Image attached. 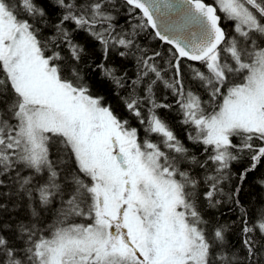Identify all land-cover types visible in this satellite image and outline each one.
I'll return each mask as SVG.
<instances>
[{
  "label": "snow or ice",
  "instance_id": "obj_1",
  "mask_svg": "<svg viewBox=\"0 0 264 264\" xmlns=\"http://www.w3.org/2000/svg\"><path fill=\"white\" fill-rule=\"evenodd\" d=\"M181 3L0 0V264H264V0Z\"/></svg>",
  "mask_w": 264,
  "mask_h": 264
},
{
  "label": "trees",
  "instance_id": "obj_2",
  "mask_svg": "<svg viewBox=\"0 0 264 264\" xmlns=\"http://www.w3.org/2000/svg\"><path fill=\"white\" fill-rule=\"evenodd\" d=\"M208 2H211V0H208ZM137 17L142 16L141 13L137 10L136 13ZM118 21L120 25H125L126 23H132L130 19L127 18L126 13L121 11L120 16L118 17ZM228 23V22H225ZM230 30V29H229ZM79 39V37H78ZM81 42H83V39H81ZM138 42L148 48L156 49L160 51H166L168 48V45L162 43L159 41L155 36L153 31L150 28H146L143 31H141L140 36L138 37ZM96 57H100L99 52V45H96ZM115 55V54H114ZM117 61L120 63H124L127 65V70L131 73L135 71V68L132 65L131 61L122 60L119 57H115ZM187 64V62H185ZM186 71L187 68L185 69ZM91 82L93 83V90L99 94H102L106 97L107 102L113 104L114 106H117V111L120 112L123 115H127L122 105H120L118 99L111 93L110 86L107 85L106 82H100L99 76L90 77L89 78ZM164 90L161 86V96H163ZM173 118V126L174 130L177 132L178 135H180L181 139H184V130L182 126L179 125V118L175 117V113L170 114ZM132 124L135 125L136 121L133 119ZM185 143L189 144V147H191V144L188 141H185ZM248 161H244L242 163H235L232 166V171L237 172V170L242 169L243 167L247 166ZM261 173H264V164L260 165L258 168V171L255 172L253 175L259 176ZM233 180H236V177H233ZM228 187H231V185H228ZM257 198H264V189H261L259 186L255 185V182L252 179V176H249L248 181L243 185V192L241 193V199L245 202L252 201L253 203L256 202ZM230 205L228 203L223 204L220 208L217 209H206L207 211L213 212L216 214V217L223 221L232 222L236 219V212H230L229 209ZM238 212V210H237Z\"/></svg>",
  "mask_w": 264,
  "mask_h": 264
},
{
  "label": "water",
  "instance_id": "obj_3",
  "mask_svg": "<svg viewBox=\"0 0 264 264\" xmlns=\"http://www.w3.org/2000/svg\"><path fill=\"white\" fill-rule=\"evenodd\" d=\"M146 2L161 26V30L177 17L178 8L182 6L181 0H146Z\"/></svg>",
  "mask_w": 264,
  "mask_h": 264
}]
</instances>
